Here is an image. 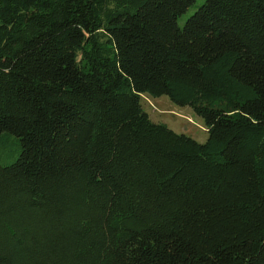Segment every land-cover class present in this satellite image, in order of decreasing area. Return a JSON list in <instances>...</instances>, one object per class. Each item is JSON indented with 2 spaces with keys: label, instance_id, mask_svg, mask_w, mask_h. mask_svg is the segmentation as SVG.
I'll return each instance as SVG.
<instances>
[{
  "label": "trees",
  "instance_id": "obj_1",
  "mask_svg": "<svg viewBox=\"0 0 264 264\" xmlns=\"http://www.w3.org/2000/svg\"><path fill=\"white\" fill-rule=\"evenodd\" d=\"M197 1L0 0V264H264V0Z\"/></svg>",
  "mask_w": 264,
  "mask_h": 264
},
{
  "label": "rangeland",
  "instance_id": "obj_2",
  "mask_svg": "<svg viewBox=\"0 0 264 264\" xmlns=\"http://www.w3.org/2000/svg\"><path fill=\"white\" fill-rule=\"evenodd\" d=\"M204 0H198L188 11L177 20L179 27H183L186 20L196 11ZM140 104L154 123H162L177 134L186 135L199 143H204L207 139L206 129L203 121L197 117L190 107L179 106L173 103L167 96L152 97L142 94ZM11 146L7 144L0 149V162L9 164L12 162ZM13 151V150H12ZM15 156H13L14 158Z\"/></svg>",
  "mask_w": 264,
  "mask_h": 264
}]
</instances>
